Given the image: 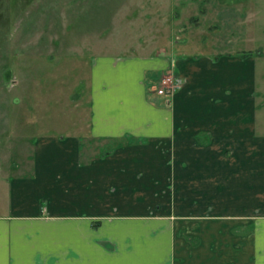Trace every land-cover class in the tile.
<instances>
[{
	"label": "crops",
	"instance_id": "crops-1",
	"mask_svg": "<svg viewBox=\"0 0 264 264\" xmlns=\"http://www.w3.org/2000/svg\"><path fill=\"white\" fill-rule=\"evenodd\" d=\"M180 47L93 60L97 145L40 135L6 172L0 264H264L258 59ZM170 72L185 83L169 99Z\"/></svg>",
	"mask_w": 264,
	"mask_h": 264
},
{
	"label": "rangeland",
	"instance_id": "rangeland-1",
	"mask_svg": "<svg viewBox=\"0 0 264 264\" xmlns=\"http://www.w3.org/2000/svg\"><path fill=\"white\" fill-rule=\"evenodd\" d=\"M174 45L254 55L264 126V0H0V202L3 176L31 166L36 137L97 145L85 137L96 57Z\"/></svg>",
	"mask_w": 264,
	"mask_h": 264
},
{
	"label": "built area",
	"instance_id": "built-area-1",
	"mask_svg": "<svg viewBox=\"0 0 264 264\" xmlns=\"http://www.w3.org/2000/svg\"><path fill=\"white\" fill-rule=\"evenodd\" d=\"M185 83V78L176 72H170L164 75L158 84L156 90L161 95H166L170 99Z\"/></svg>",
	"mask_w": 264,
	"mask_h": 264
},
{
	"label": "trees",
	"instance_id": "trees-1",
	"mask_svg": "<svg viewBox=\"0 0 264 264\" xmlns=\"http://www.w3.org/2000/svg\"><path fill=\"white\" fill-rule=\"evenodd\" d=\"M248 54H250V53H248Z\"/></svg>",
	"mask_w": 264,
	"mask_h": 264
}]
</instances>
